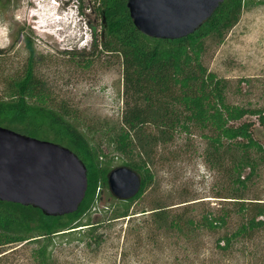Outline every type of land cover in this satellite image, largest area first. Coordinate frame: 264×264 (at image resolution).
<instances>
[{"label": "rangeland", "instance_id": "obj_1", "mask_svg": "<svg viewBox=\"0 0 264 264\" xmlns=\"http://www.w3.org/2000/svg\"><path fill=\"white\" fill-rule=\"evenodd\" d=\"M259 1L245 0L238 21L223 39L206 38L203 62L225 80L228 102L264 111V0ZM35 2L0 0V99L9 97L14 80L23 76L33 58L35 73L52 99L100 145L105 161L110 160L113 168L132 165L136 171L146 164L153 173L127 216H120L123 206L109 187L101 189L82 223L93 222L103 241L96 245L84 236L88 225L65 237L58 235L52 246L53 264H264V227L236 239L229 249L219 246L243 218L232 198L237 186L229 173L211 165L209 142L198 129L176 134L169 142L157 141L155 128H144L134 134L132 153L115 150L111 136L125 109L122 57L96 47L102 19L91 9L92 0H76L79 10L66 12L72 7H57V0ZM64 14L66 20L59 19ZM71 52L82 55L74 57ZM247 118L257 122L256 116ZM254 135L264 143V126L258 122ZM253 156L259 169L244 197L264 204V161L260 153L253 151ZM225 165L227 170V159ZM162 212L167 217L159 219ZM225 212H230L227 223L217 230L198 225L204 216ZM177 214L192 220L184 231L170 225ZM37 246L36 241L0 245V264H36Z\"/></svg>", "mask_w": 264, "mask_h": 264}, {"label": "trees", "instance_id": "obj_2", "mask_svg": "<svg viewBox=\"0 0 264 264\" xmlns=\"http://www.w3.org/2000/svg\"><path fill=\"white\" fill-rule=\"evenodd\" d=\"M127 1L92 0L91 5L102 19L96 47L122 57L125 109L111 143L118 152L132 153L134 134L144 128H155L158 134L153 137L169 142L176 134L198 129L209 142L207 156L211 165L229 173L237 186L232 198L243 223L223 237L224 245L219 244L222 249H229L236 239L250 237L264 227V204L244 197L248 182L259 169L253 151L260 153L264 161V143L254 135L257 122L264 126V111L228 102L225 80L205 66L203 55L206 38L217 35L223 39L238 21L245 0H224L194 33L179 39L143 34L134 24ZM71 53L74 57L82 55ZM11 89L9 97L0 99V126L67 146L87 167V192L73 213L50 216L32 205L0 200V245L36 241V264H53L52 246L58 235L65 237L88 225L84 236L94 239L96 245L103 241L101 235L95 234L93 222L82 220L97 202L101 189L108 186L107 175L113 166L110 160H104L105 152L91 141L80 122L52 99L46 83L35 73L33 58ZM250 115L256 116L257 122L247 118ZM226 159L230 162L227 170ZM137 172L143 179L141 191L132 199H118L123 206L120 216L129 215L132 202L141 197L153 180L148 165H140ZM158 215L159 219L167 217L164 212ZM229 216L230 212L204 216L198 225L214 231L224 226ZM191 223L192 220L178 214L170 220V225L179 231Z\"/></svg>", "mask_w": 264, "mask_h": 264}, {"label": "water", "instance_id": "obj_3", "mask_svg": "<svg viewBox=\"0 0 264 264\" xmlns=\"http://www.w3.org/2000/svg\"><path fill=\"white\" fill-rule=\"evenodd\" d=\"M224 0H128L135 26L146 36L179 39L194 33ZM119 200L139 194L142 176L121 165L107 175ZM88 188L87 167L67 146L0 126V200L32 205L46 215L78 210Z\"/></svg>", "mask_w": 264, "mask_h": 264}, {"label": "clouds", "instance_id": "obj_4", "mask_svg": "<svg viewBox=\"0 0 264 264\" xmlns=\"http://www.w3.org/2000/svg\"><path fill=\"white\" fill-rule=\"evenodd\" d=\"M60 3H59V2ZM75 2H76V0H75ZM75 2L73 1V0H57V7H63V9L65 10V8L66 7H68V8H70V7H72V8H70V9H68V10H65V11H63V12H66V11H75V8H77L78 9V7H76V5H74L75 4ZM66 4H68V6L66 5ZM79 10V9H78ZM63 12L61 13V14H63ZM67 14H69V12L67 13ZM67 14H64L63 16H61L59 19H61V20H63V19H65L66 20V18H67ZM77 14L79 15V13L77 12ZM72 15H70L69 17H71Z\"/></svg>", "mask_w": 264, "mask_h": 264}, {"label": "bare ground", "instance_id": "obj_5", "mask_svg": "<svg viewBox=\"0 0 264 264\" xmlns=\"http://www.w3.org/2000/svg\"><path fill=\"white\" fill-rule=\"evenodd\" d=\"M30 1L35 2L36 0H30ZM44 2H46V1H44ZM35 3H36V2H35ZM46 10H48V12H47L48 17H47V18H48V20H50L49 22L52 23V22H53L52 13L49 11V9H46ZM51 11H52V8H51ZM47 14H46V15H47ZM54 16H55V15H54ZM47 18H46V19H47ZM54 18H55V17H54ZM47 22H48V21H47ZM39 23H40V22H39ZM44 26H45V25H44Z\"/></svg>", "mask_w": 264, "mask_h": 264}]
</instances>
